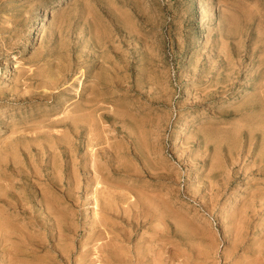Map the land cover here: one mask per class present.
<instances>
[{"label":"rangeland","instance_id":"1","mask_svg":"<svg viewBox=\"0 0 264 264\" xmlns=\"http://www.w3.org/2000/svg\"><path fill=\"white\" fill-rule=\"evenodd\" d=\"M263 147L264 0H0V264H264Z\"/></svg>","mask_w":264,"mask_h":264},{"label":"bare ground","instance_id":"2","mask_svg":"<svg viewBox=\"0 0 264 264\" xmlns=\"http://www.w3.org/2000/svg\"><path fill=\"white\" fill-rule=\"evenodd\" d=\"M128 27V26H127ZM126 28V27H125ZM131 28V27H130ZM113 30V29H112ZM133 35V34H132ZM160 42V41H159ZM160 46V45H159ZM137 47V46H136ZM168 50V49H167ZM134 52V51H133ZM96 62V61H95ZM152 62V61H151ZM161 62H162V60H161ZM105 75V74H104ZM218 80V79H217ZM218 86V85H217ZM226 89V88H225ZM218 91V90H217ZM90 98V97H89ZM90 105V104H89ZM88 105V106H89ZM96 113V112H95ZM87 114V113H86ZM74 115V114H73ZM82 115H83V113H82ZM82 115H79V116H77V118L78 117H80V116H82ZM75 118V117H74ZM81 118V117H80ZM94 118V117H93ZM79 119V118H78ZM77 119V120H78ZM88 119V118H87ZM73 121H74V119H72ZM77 120H75L74 122H73V124H74V127L76 126L75 125V123H76V121ZM80 120H83V117L80 119ZM79 121V120H78ZM255 121V120H254ZM80 122V121H79ZM87 122V121H86ZM82 124V123H81ZM90 124V123H89ZM92 124V123H91ZM252 125V124H251ZM87 126V125H86ZM70 130V129H69ZM76 130V129H75ZM74 131V130H73ZM254 134V133H253ZM79 135V134H78ZM228 137V136H227ZM70 139V138H69ZM227 139V138H226ZM252 139V138H251ZM263 139V138H262ZM54 141V140H53ZM97 145V144H96ZM54 146V145H53ZM264 148V147H263ZM36 149V148H35ZM55 152V151H54ZM93 153V152H92ZM56 154V153H55ZM52 155V154H51ZM117 156V155H116ZM260 156V155H259ZM263 156V155H262ZM57 157V156H56ZM66 158V157H65ZM253 158V157H252ZM94 159V158H93ZM260 159H261V156H260ZM259 159V160H260ZM103 161V160H102ZM52 162V161H51ZM54 162V161H53ZM70 162V161H69ZM72 162V161H71ZM92 162V161H91ZM264 162V158L263 159H261V163H263ZM96 163V162H95ZM260 163V164H261ZM104 164V163H103ZM257 164H258V162H257ZM96 166H98L97 164H96ZM62 168V167H61ZM97 168H99V167H96V169ZM97 171V170H96ZM98 171H99V169H98ZM95 173H97V172H95ZM103 173V172H102ZM135 173V172H134ZM55 174V173H54ZM94 174V173H93ZM98 175H100V176H98V177H103V176H101V175H103V174H101L100 172H99V174ZM131 175V174H130ZM96 176V175H95ZM99 181V183L101 182V180H98ZM97 181V182H98ZM52 182V181H51ZM96 182V184H98ZM114 186V185H113ZM120 187V186H119ZM110 188V187H109ZM101 189H104V188H101ZM108 189V188H107ZM96 191V190H95ZM106 191V190H105ZM109 191V190H108ZM117 191V190H116ZM99 192V191H98ZM118 192V191H117ZM121 192V191H120ZM132 192V191H131ZM133 193V192H132ZM142 193V192H141ZM108 194V193H107ZM122 194V193H121ZM138 194V193H137ZM101 196H102V194H101ZM150 196V195H149ZM118 198L117 199H124V200H122V203H126L127 202V198H128V196H126V195H118L117 196ZM130 197V196H129ZM132 197V196H131ZM130 197V198H131ZM145 197V196H144ZM104 198V197H103ZM102 198V199H103ZM136 198V197H135ZM153 198V197H152ZM98 200H99V198H97ZM105 199V198H104ZM103 199V200H104ZM106 199H108V198H106ZM106 199H105V203H106V205L105 206H103L104 208H105V211H112L113 212V210L115 211L118 207L122 210V213L123 214H129L130 212H132V211H134V210H136V212L135 213H140V211H141V206H138L139 205V203L140 202H138V200H137V198L136 199H130V201H132V203H129V204H126V205H128L127 207H124V206H122V205H118L117 203H115V202H112V200L111 201H109L108 203H107V201H106ZM139 199V198H138ZM96 200V199H95ZM102 200V201H103ZM109 200V199H108ZM157 200V199H156ZM100 201V200H99ZM98 201V202H99ZM129 201V200H128ZM129 201V202H130ZM145 201V200H144ZM101 202V201H100ZM128 203V202H127ZM143 203V202H142ZM145 203V202H144ZM147 203V202H146ZM53 204V203H52ZM95 204V203H94ZM98 205V204H97ZM155 205V204H154ZM143 206H144V204H143ZM148 207V206H147ZM158 207V206H157ZM120 209H118V210H120ZM161 209V208H160ZM104 210V209H103ZM49 212V211H48ZM121 212V211H120ZM98 213V212H97ZM111 213V212H110ZM152 213V212H151ZM136 214V215H137ZM130 215V214H129ZM135 215V216H136ZM141 215V214H140ZM148 215V214H147ZM158 215V214H157ZM163 215V214H162ZM162 215H160V216H162ZM45 216V215H44ZM148 217H149V215H148ZM105 218V217H104ZM117 219V218H116ZM126 219V218H125ZM133 219V218H132ZM146 219V218H145ZM152 219V218H151ZM128 220V222L130 221L129 219H127ZM134 220H135V218H134ZM161 220V219H160ZM113 222V221H112ZM136 222H137V220H136ZM136 222H134V221H131L130 223H132V224H136ZM168 222V221H167ZM178 222V221H177ZM0 223H1V221H0ZM183 223V222H182ZM131 224V225H132ZM160 224V223H159ZM3 226H4V224H2ZM107 225V224H106ZM6 226V225H5ZM109 226V225H108ZM132 226H134V225H132ZM136 226V225H135ZM184 226V225H183ZM166 227V226H165ZM165 227H164V229H165ZM4 228V227H3ZM161 228V227H160ZM109 229V228H108ZM117 229V228H116ZM135 229V228H134ZM8 230H10V229H8ZM61 230V229H60ZM13 231V230H12ZM111 231V230H110ZM113 231V230H112ZM159 231H161V230H159ZM121 233V232H120ZM161 233V232H160ZM8 234V233H7ZM113 234V233H112ZM0 235H2V234H0ZM11 235V234H10ZM51 235V234H50ZM123 235V234H122ZM158 235V234H157ZM53 236V235H52ZM126 236V235H125ZM163 236V235H162ZM168 236V235H167ZM2 237V236H1ZM10 237V236H9ZM51 237V236H50ZM154 237V236H153ZM160 237H161V235H160ZM155 238V237H154ZM164 238V237H163ZM30 239V238H29ZM112 239V238H111ZM115 239V238H114ZM165 239V238H164ZM117 240V239H116ZM161 239H159V240H157V241H160ZM164 241V240H163ZM52 242V241H51ZM240 242V241H239ZM2 243V242H1ZM38 243V242H37ZM28 244H30V243H28ZM25 245V244H24ZM116 245V244H115ZM23 246V245H22ZM112 246V245H111ZM117 246V245H116ZM116 246H114V248H113V250L115 249V247ZM166 246V245H165ZM19 247V246H18ZM36 247V246H35ZM106 247V246H105ZM31 248V247H30ZM110 248V247H109ZM160 248V247H159ZM32 249V248H31ZM69 249V248H68ZM149 249V248H148ZM112 250V249H111ZM113 250H112V252H110V254H109V257H110V259L112 260V261H115V262H118L119 261V259L121 258V256H122V253L121 252H113ZM120 250V249H119ZM118 250V251H119ZM25 251V250H24ZM32 251V250H31ZM12 252H13V250H12ZM23 252V251H22ZM26 252L27 251H25V254H26ZM30 252V251H29ZM154 252V251H153ZM118 253V254H117ZM16 254H18V253H16ZM29 254V253H28ZM141 254V253H140ZM151 254V253H150ZM159 254H161V253H159ZM68 255V254H67ZM147 255V254H146ZM24 256H26V255H24ZM144 256V255H143ZM161 256H163V255H161ZM61 257V256H60ZM123 257V256H122ZM147 257V256H146ZM22 258V257H21ZM25 258V257H24ZM124 258V257H123ZM108 259V258H107ZM147 259V258H146ZM103 260H105V259H103ZM102 260V261H103ZM121 260V259H120ZM23 261V260H22ZM66 262V261H65ZM156 262V261H155ZM34 263V262H33ZM139 263V262H138ZM137 263V264H138ZM146 263V262H145ZM165 263V262H164ZM107 264V263H106ZM125 264V263H124ZM142 264V263H141Z\"/></svg>","mask_w":264,"mask_h":264}]
</instances>
